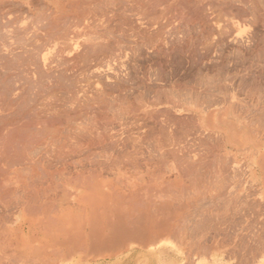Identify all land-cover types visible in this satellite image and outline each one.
<instances>
[{
	"label": "bare ground",
	"instance_id": "6f19581e",
	"mask_svg": "<svg viewBox=\"0 0 264 264\" xmlns=\"http://www.w3.org/2000/svg\"><path fill=\"white\" fill-rule=\"evenodd\" d=\"M226 1H229V0H226ZM243 1L244 2L242 3H245L246 0H243ZM224 3L221 2L222 6ZM259 3H261V1ZM125 4H127V6L128 4H133L132 8L134 10L135 8H137V10H139V8H142L141 10L144 9L145 11L152 12V13L155 9L160 8V12L157 10L159 12V15L156 16L157 19L155 18V20H158L159 18H161V16L163 17V14H165L164 12L167 13L168 11V13L166 14L168 15L170 13L169 8L176 9L178 7L181 9H185L186 12L183 11L185 13L183 14V16L185 15L184 17H186L188 15L187 16L188 18L186 17V19L189 20L190 23L191 22L194 23V20H198L201 23V24L198 23L199 25H201V28H198V29H202L203 32L204 31L206 32L207 37L204 38L205 41L203 40L204 46H206V48H208L207 47L208 44L211 45V42H207L208 40L210 41L214 40L213 42L215 41L223 42L221 40H224V41L225 39L227 40V34L229 35V33L224 34L228 32V30L226 32L223 31L224 30L223 26L225 25H223L222 28L221 26H218V25L216 26L215 22L217 20L212 18L214 15L211 17L212 14L211 13L208 14V9H209L208 7L215 8V6L220 5L219 0H0V264H30L32 261H36L35 263L40 264L41 259L48 253L51 255H54V254L58 255V253L63 251L65 248H67L70 251L74 249L75 250L79 249L83 245L82 242L85 238L86 240H88V238L93 240V238L96 237L98 239L99 237L100 242H98L99 244L98 249L102 251L101 248H104L105 246H109L111 244L115 246H120L129 240H133V239L140 240V238L142 237L143 234H145V232L150 231L151 229L153 230V228H156L155 229L156 231L158 229L159 232L163 236L164 234H166L167 236L174 235L175 236L174 238H176V235L179 234L181 230V227H182L181 222H183L184 219L179 218V216H181L180 215L181 213L183 214L182 212L183 209L186 207H189V205L185 206V204H183L180 201L182 198L178 196L180 198L178 200L177 199L178 197L176 196L177 194L175 193H178V195H180L179 193L181 192L180 196H183L182 195L183 190L178 192V190L175 189L177 191L175 193H174L175 190H173V192L169 191V193L171 192V195H170L168 191L165 192V190L167 189H162L160 186L163 183L165 188H167V185L165 184L168 183L169 180L166 182L164 181L165 182L164 183L163 179H161L160 180L161 182H160L159 180H157L158 177L156 176L155 177H156L157 182L158 181L160 182L159 184H157L159 187H157L155 182L154 184H152L151 181L153 180H150L149 181L150 184L149 183L147 184V181H146L145 185L146 184L147 185L145 189L143 186H140V188L143 187L142 190L144 191L147 189L148 185L150 186L151 184L152 186L155 185L152 190H156L158 192L160 191L159 188H161L162 190L161 192H163V190L165 192V193L163 192V194L161 195L162 197L160 198H163V196H165L166 198L168 196L166 198L167 200L169 199L172 201V199H176L179 201V203L174 205L173 203H176V200H173L172 201L173 203H169L167 202L165 198H163V200H166V201H163V204L161 203L160 206L158 207L156 205L157 204L156 202L155 208L156 210L158 209V214H155V215H158V216H154L153 222L146 226L144 225V228H141L143 227L142 226L143 223H141L138 219L137 221L135 219V221L133 222L130 220L131 219L130 217H129L130 219L124 218L121 221L118 220L119 219L118 216L123 217L122 215L123 213L119 211L120 205L125 206L123 205L122 201L125 200L124 203L126 201L128 203L130 202L129 204L130 206L131 204H133V202L128 201L131 199L124 198L123 196L124 192L122 190L123 183H121L122 182L121 180L123 179L125 175V170H126L125 161L127 158L126 156L129 155V154L128 155L126 154L125 149H126V146L130 145L131 143L129 147H132V150H130V152L133 151L135 154V152H137L135 151V149L137 148V146L141 145L138 142L136 143L135 141H134L135 143L134 142L132 143L133 139L130 137L129 139L132 141L126 139L128 138V136L124 137L126 135L124 133L125 131H127L125 129L126 125L124 123V119H126L124 117L125 112L127 114L126 117H129L135 120L136 118H139L140 114L144 115L145 117H148L150 121L156 123L157 126H160V131H164L167 127L171 128V126H175V124L177 125L178 122L181 124L180 119H179L180 121H178V119L174 118L173 119L175 120V122H173L174 125L173 124L171 125L173 120L169 118V115H168V118H166L167 116L166 114H169L170 112H168L169 111L168 107H167L168 110L163 108V104L164 105L168 104L165 98H164L166 101V102L164 101L165 103L161 101H156L153 105L161 104L163 108L162 110L164 111H160V112L161 113L165 112V114L163 115H166L165 118L167 120H165L164 116H162V114L158 110L155 112L154 111L155 109L150 110L149 107H148L149 109L148 110L146 107L139 109V107L137 108L136 106L130 105L128 101H126V97H125L126 87H123L122 83L114 81L115 79L111 82L109 80V77L107 76V71H108L110 62L120 61L122 58L124 59V57H126L127 54L128 55L131 54L132 56L133 55L135 56L136 51L138 55V52L140 49L138 43L140 42L143 43L144 40L146 41V39H144L143 41H140L141 39L139 38L138 35L139 34L141 35L142 33L139 31V29L137 30L136 27L135 28L138 31L137 32L138 35L136 34L137 35V36L135 35L136 37L132 36L133 39H131V41L134 40V37L136 39L138 37V39L140 40L137 39L131 42L130 40H128V37H129L128 36L125 38L127 40V43H128L127 44L125 43V41L122 40L120 36L119 37L121 39L120 38L116 39L115 37H113L114 35L113 32L114 31L117 32V31L113 30V28H116V27L115 25L113 26L112 24L118 25L117 27L119 29L121 27L120 22L125 21L123 20L124 11L126 10V8L124 10V7L126 6ZM225 5L228 6L227 2L225 3ZM222 6L220 5V7ZM130 7L131 6L129 5V7L127 8H130ZM137 10L135 12L133 11V13H136ZM132 11L130 13H132ZM143 11H141L142 14H143ZM137 13L138 15H141L139 14V12ZM164 17L166 16L164 15ZM187 20L185 21L189 23V21ZM112 26L113 28H111ZM122 28H121V31H122ZM130 28H132V26ZM226 28H227V24H226ZM111 29L113 32H111ZM227 29H229V27ZM220 30L224 32V33L222 32V35L220 34L221 33ZM229 30L231 33V29ZM121 31L120 33H123ZM203 32H201V34L205 35ZM133 33L135 34L136 31H134ZM143 33L145 32L143 31ZM142 36H144V34H142ZM209 36H212V37L217 36V37L211 40L208 38ZM132 37L130 36V38ZM160 40H161L160 37L156 39L151 38L147 40L148 42H145L144 44L147 43L151 46H154L156 45V43L158 44ZM188 40L191 42V40L193 39L190 40V38L188 37ZM128 41L131 42V44H133V47L130 46ZM141 46L144 48V46L146 45L141 44L140 47ZM211 47L213 46L211 45ZM211 47L208 48V51L210 53H212L213 51V50L212 51L210 50ZM255 48L257 50L258 47H255ZM145 49L146 48H144V50ZM204 51H207V50H204ZM201 56L202 55L200 54V57ZM133 63L131 65L136 64V63L134 64ZM117 67H120V66L117 65ZM256 68H260V67L257 66ZM209 83L211 84V82H209L208 80V85H210ZM217 86H220V85H217ZM206 91L207 89L205 90V92ZM213 92L214 90L212 91V93ZM197 93H198L196 95L197 97H199V94L201 96L200 92H197ZM227 100L224 97H219L216 99L212 98V99L207 100L206 102H203L202 105L206 104L204 109H208L210 107H213L215 109L216 113L212 114L213 118H216L217 114L219 113V109L222 110L220 113L221 118H218L217 116V118L219 119L218 120L219 122L218 121L217 123L214 122L211 125V128L209 127L213 133V136L216 135L215 139L220 144V148L222 146V149L225 150L226 148L230 147L231 150L233 148L235 151L241 152V151L249 149L248 147L252 143L250 139V135L253 131L252 127L254 125L252 122L254 118H251V117L252 116L254 117V115L250 117L248 115L249 113L248 111L251 110L250 107L252 105L250 107L248 105V106L239 108L236 104H233L232 102H228ZM173 101H170V102L174 103ZM197 102H198V98L194 99V102L192 103L195 109V118L198 121L203 118V115H200L199 113L201 112L197 111L199 108V104ZM170 106L171 105H169V107ZM239 106L241 105L239 104ZM176 107H178V105ZM256 110L257 108L255 109V111ZM157 114L159 116L161 115L160 117H163L164 120L158 119L160 117ZM223 115L225 116V118H222ZM255 118L257 119L258 124H261L262 122H264V108H261V110L259 109V116H256ZM207 120L209 122L210 119L208 118ZM168 121H170V125L168 124L169 123ZM126 124L128 125V123ZM209 124H211V121L209 122ZM197 126H198L197 127L198 130L203 129L202 128L203 125H201V123H199ZM127 129L129 128L127 127ZM165 131H168V130H165ZM256 131L258 133L260 132L259 127L256 128ZM165 133L167 134L168 132H165ZM130 134L129 136H131ZM160 135H162V133H160ZM168 135H170V133ZM231 136H234L233 139H231ZM167 138L165 137L162 138L164 139L163 144L166 146L165 149L168 146H170L168 145L169 142L168 144L165 143V140L166 142L168 140ZM137 139L138 138H136V140ZM200 139L202 138L199 137L198 139L199 141L205 140V139L204 140L203 139L200 140ZM197 141L196 143H198ZM205 141L203 142V144L206 143ZM151 143L150 145L152 146L153 143L152 144ZM196 143L195 145L198 146ZM207 143L209 145L204 146L205 151L203 152L208 151L204 154H207L209 152H210L209 154H212L213 151L211 150L214 147H217V145L215 144L216 146L213 147L212 145H210V142L207 141ZM159 145H161V143ZM164 145L161 146V148L164 147ZM254 146H255L254 151L257 152L256 154H259L264 149V136L259 142L255 143ZM156 147L154 146L155 149H157ZM206 147L207 148L210 147V150H207ZM199 148L200 147H198V149ZM173 149L171 150L170 148V150L168 149L166 151L167 152L169 151V153L171 152L174 155V157L172 155L174 159L176 156L175 153H177L178 151L175 152ZM188 149H190V147ZM159 150H162V149L159 148ZM199 150L201 151V149ZM163 151H164V148H163ZM201 152L199 153L201 154ZM261 155H259L260 158H261ZM176 157H179V155H177ZM208 157L206 156L204 158L206 159ZM217 157L219 156L217 155ZM131 158H134V157H131ZM135 159L134 160L131 159V161L129 159L130 162L128 161V163L130 164L127 166L128 169L130 165L131 167H134L133 170L139 169V167L137 168V166L141 163L138 161L139 164L137 165V161ZM151 159H148V161ZM198 160L200 161V158ZM202 162L204 163V161ZM180 163H181V160H180ZM180 163L178 162L177 164H180ZM198 163L200 164L201 162H198ZM207 163L209 164L208 166L212 165V163H209V161L204 163V165L205 164L207 165ZM143 164L145 163L143 162ZM184 164L185 166L188 167L189 162H188V165H186L187 164L186 161ZM190 164L192 163L190 162ZM220 165H223V164L221 163ZM193 166L194 165H192V168ZM131 167L129 170H132ZM199 167L198 169L202 168V167L200 168ZM203 167L205 168V166ZM216 168L217 166L215 167L214 170H216ZM156 169H157V166H156ZM187 169L183 171L186 172ZM196 169L195 171L191 170L190 172L194 171L195 173L197 172ZM205 169L207 170V168ZM210 169L213 170L211 167ZM222 169L223 168H221V170ZM149 170L151 171V169ZM150 171H146L147 172L146 175L150 174L151 173ZM134 172L136 174L137 171H134ZM223 172L227 173V171H223ZM179 173L180 171L178 172V174ZM212 173L211 175H215V172L214 174ZM217 173L218 171H216V174ZM139 175H142V174H139ZM211 175H209V177H211ZM151 176L153 177L154 174L153 175L150 174L149 177ZM204 176L203 178L201 176V179L198 178L200 176L198 177L195 176V177H197L198 181L200 180L202 181L205 179L207 180L208 177L206 178ZM197 179L195 181H197ZM208 179L209 181L207 183L209 184V182H211L210 180L213 179V176L211 179L210 178ZM191 180L193 179L191 178ZM213 181L214 183L216 182L215 180ZM170 182L172 183V181ZM164 186L162 185L163 188ZM156 187L159 190H157ZM150 188H148L149 192H150ZM167 193L170 196L174 194V196H172L173 198H171L169 195H166ZM145 194H146V191H145ZM152 194L154 193H151V195L149 193V196L147 194L146 195L142 194L143 196L141 198L140 196L137 197L138 196L137 194H136L137 198L133 196L134 194H132L133 197H131L130 195V198H133V199L140 198L139 200H137L139 203L137 204L134 203L133 205L135 204L136 205L135 206L132 205L133 209H132V206L130 207V209H132L133 211L137 209L138 213H139L138 210H140V212H142L141 213L142 216H144V218L147 217V219H148L147 215L150 216L151 214V216H153L154 214L151 213L153 210L151 209V211H149L150 208L146 209V206L144 205L145 202H143V201H146L147 198H150V196L154 197L155 195V197L157 196L159 197V195L156 196V194H160V193H156L154 195ZM150 199H148V201H150ZM213 199L215 200V198ZM152 200L154 199L152 198ZM152 200L149 202L151 205H152L151 203ZM156 200L158 199L156 198ZM192 203H194V201ZM125 204L127 205V203ZM139 204H140V207H142L141 204H143V207L138 208ZM150 204L149 206H151ZM137 205L138 207H136ZM193 207L195 208L196 206L193 205ZM111 208H116L115 210H118L120 212L119 213L118 211H116V213L118 212V214H121V215H117L118 219L117 221L115 220L117 223L118 221H120L118 224L113 225L114 223L110 221L112 220L109 217V213H110L109 210H111ZM144 208L146 210L145 215H143V211L145 212ZM124 209L122 208L123 211ZM186 210L187 212H189L188 211L189 209L186 208ZM180 211L181 213H179ZM193 211L194 210L192 209V211L190 212L192 213ZM153 213H155V211ZM185 214H183V216L181 217L185 218ZM202 214L200 216H203ZM115 215H113V217H116ZM140 218H143V217H140ZM186 220H187V216H186ZM203 220H205L204 217H203ZM203 220H199V221L202 222ZM224 223L225 222L223 221V224ZM80 224H85L87 226L90 225L89 227L90 233H87V231H85L86 228L84 229L82 228L83 235L80 237L79 240H76V238L79 235V232H82L79 230V227H78L80 226ZM94 225L96 227L93 229ZM237 226L239 225L237 224ZM197 229H199V226L197 227ZM222 229L220 228V231L218 229L217 230L221 232ZM155 230L153 232H155ZM105 232H108V233L110 232V234L112 233L111 234L112 236L110 235V237L112 238V239L110 238L111 240L106 241L104 239L105 237L103 238V236H106ZM215 233H217V231ZM150 234L152 233L150 232ZM155 234L158 235L157 232ZM161 234L160 236H162ZM148 236H151V235H148ZM146 237H144L143 239L146 240ZM60 239H63V240L60 241ZM47 240L53 241V244H55L53 246V249H49L50 243H48ZM58 240L60 242H57ZM85 243L87 244V242Z\"/></svg>",
	"mask_w": 264,
	"mask_h": 264
},
{
	"label": "rangeland",
	"instance_id": "374dc122",
	"mask_svg": "<svg viewBox=\"0 0 264 264\" xmlns=\"http://www.w3.org/2000/svg\"><path fill=\"white\" fill-rule=\"evenodd\" d=\"M260 1H261V3H259ZM260 1L259 0H246L245 3H242V2H244L243 0H229V1L219 0V3L221 6H222L221 2L222 3L227 2L228 6H226L224 3L222 7H220V5H218V6H215V8H213V7H208L209 9L206 8V9H208V14L211 13L212 14L211 17L214 15L212 18L217 20V21L215 20L216 22L214 21L216 23V26L218 25V26H221V28H222V26L225 25V26H223V29H224L223 31L226 32L228 30V32H226V33H224L222 30H220V32H221L220 34L222 35V32H223L224 34L229 33V35H230L229 36L227 34V40L226 39H225V41L221 40L224 43L218 42V41L213 42L214 40L213 41L208 40L207 42H211V45L213 46V47H211V45H209L207 43L209 45V46L207 45V47L212 48V49L210 48L211 51L213 50L212 53H210L208 51V48H206V46H204L203 42L205 41L204 38L207 37V34L205 31L203 32L202 29H198V28H201V25L198 24L200 22L198 20H194V23L191 22L192 23L191 24L190 21L186 19V17L188 15L186 14L187 15L186 17H184L185 15L183 16V14H185L183 12V11H185V9H181L178 7L176 9L175 8H169L170 9L169 10L170 13L168 14L169 16L166 15L168 13V11H167V13L164 12L165 14H163V17H164V15L166 16V17H164V19L161 16V18H159L160 20L159 19L155 20L156 16L159 15L160 8L155 9L154 10L155 12L153 11V13H152V12L145 11L144 9H143L144 10L143 11V10H141L142 8H139V10H137V8H135V10H134L132 8L133 4H128V6H127V4H125L126 6L124 5L125 6L124 10H125V8H126V10L124 11L123 20H125V21L122 20L123 22H120L121 25L120 24L119 25L121 27L119 29L117 27L118 25L112 24L113 26L115 25L116 28H113V26L111 28H113V30L117 31V32H115V31L113 32L111 29V32H113V34H114V35L112 34L113 37H115L116 39H119L121 37L122 40L125 41V43H127V40L125 38L129 36L128 40L131 41V39H133L132 36H135L138 32L137 30L139 29V31L142 34H144V36H146L147 38L142 36V34L141 35L137 34L141 40L138 39V37H137V39L140 41H143L144 39H146V41L144 40L143 43L142 42H140V43L142 45H146L147 47L144 46V48H146L144 50V48L142 46L140 47L141 44L138 43L139 48H140L138 55H137V51H136L135 56L134 55L132 56L131 54H129V55L127 54V56L125 55L126 57H124V59L126 58L125 60L122 58L120 61L110 62L109 68L107 71V76L109 77V80L111 82L115 79L114 81L122 83L123 87H126L125 88V97H126V101H128V103L130 105L136 106L137 108L139 107V109H141L143 107H146L148 109V107H149L150 110L155 109L154 110L155 112L157 110L159 112L164 111V110H162L163 108L167 109V110L169 108L168 112H170V113L166 114L167 116L163 115V114H165V112H163V113L160 112L162 114V116H164V118H165V116H166V118H168V115H169V118L171 120H173L174 118L178 119V121L181 120L180 121L181 124L178 122L177 125L175 124V126H171V128L167 127L165 130H168V131H165V130L160 131V126H157L156 123L150 121L148 119V117H145L144 115L140 114L139 118H136V120H135V119H131L129 117H126L127 114L125 112L124 117L126 119H124V123L126 125L125 129L127 131H125L124 134H126V135L124 137L128 136V138H126L128 140H130L129 137L132 138L133 141L130 140V141H132V143L135 141L136 143L138 142L139 144H141V145L138 144L141 147H139V146H137V148L135 147L136 149H138V150L135 149V151H137L138 154H137V152H135V154L133 151L130 152V150H132V147H129L131 145V143H130V145L126 146L125 151H126V154L127 155L129 154V155L126 156L127 158L125 157L126 161H127V162L125 161V163H126L125 168H126V170L128 169L127 166L130 164V163H128L129 159L131 161V159L134 160L135 157H136L135 160L137 161V165L139 164V162L141 164H139L137 166V168L139 167V169L135 168L136 170H133L134 167H131V165H130L129 169L131 167L132 170H129V169L127 171L125 170V175H124L125 179L122 176L124 181L121 178L122 179L121 183H123L122 184V186H123L122 190L124 192L123 196L125 199L126 198L131 199V200H128V199L127 200L133 202V204L134 203L137 204V203H139L137 200H139L143 195L147 194L149 196V193H150V195H151V193H154V194L160 193V194H156V196L159 195V197L158 196L155 197V195L152 194V195H154V197L150 196L151 199L150 198L146 199V197H145L147 202L143 201V202L147 203V204L144 203V205L146 206V209L150 208L149 211H151V209L153 210L151 213L154 215L153 216H151V214H150V216L147 215L148 219H147V217L144 218V216H142V214H141L142 212H140V210H138L140 213L139 214L135 207L134 208L136 210H134V211L132 210L133 206H135L136 204L135 205L131 204V206L132 205L133 206H132V209H130V207H131L129 205L130 202L128 203L126 201L125 202V203H127V205H126L124 203L125 200L123 198L124 201H122V203L125 206H122V205H120L121 207L119 206V208H120L119 211L123 213L122 214L123 217L118 216V218H119L118 219L117 215H121V214H118L119 211L115 210L116 208H111V210L114 212L109 210V212H110L109 217L112 219L110 221H112L114 223L113 225H115V224H118L122 219L130 217L131 219L130 218L129 219L132 222L135 221V219H136V221L138 219L141 223H143L142 224L143 227H141V228H144V225L146 226V225L152 223L154 220V216H158V215H155V214H158V209L156 210L155 203L157 202L156 205L159 207L160 204L161 203L163 204V201H166L167 200L166 198L168 197L167 196L165 198V196H163V198H165L166 200H163V198H160V197H162L161 195L164 192V190H163V192H161L162 191L161 188L167 189V190H165V192L168 191V193H169V191L173 192V190H175V189L178 190V192L183 190L182 191L183 196H180L181 192L179 193L180 195H178V193H175V192H177L176 190L174 191V193L177 194L176 195L177 197L179 196L183 199V200L181 199L180 201L183 204H185V206L189 205V207H186L187 209H189L188 210L189 212H187L186 208L183 209V211H182L183 214H185V213L187 214V215L185 214V218L181 217V216H183V214L181 213V211L179 212V213H181L180 214L181 216H179V218L184 219L185 221L184 220H183V222L180 221L182 224V227H181L179 234L176 235L177 239L174 238L175 237L174 235H168L167 236L166 234H164V236H163L159 232L158 229L156 231L155 230L156 228H153V230L151 229L152 231L150 230V231L145 232V234L147 233L148 235H151V236H148L147 234L146 235L143 234L142 237L140 238V240L139 239L129 240L120 246H115V245L111 244L109 246H105L104 248H101L102 251H100V249H98L99 248L98 242H100L99 237H98V239L95 237V238H93V240L89 239V238H88V240H86V238H85L82 242L83 245L81 244L82 245L81 247L84 246L83 248L80 247L81 249L80 248L76 249V250L74 249L72 251L65 248L63 251L58 253V255H55V254L51 255L48 253V254H46L47 257L45 255L43 257L44 259L43 258L41 259L40 264H44V263L45 264H264V156H263L264 155V149L259 154H256L257 152L254 151L255 150L254 144L259 142L262 139V137L264 136V122H262L261 124H258L257 119L255 118L256 116H259V109L261 110V108H264V103H263L264 102V56H263L264 55V41H263L264 40V24H263L264 23V1L263 0H260ZM126 3H128V2H126ZM254 3H256V4H254ZM129 5L131 6L130 8H132L134 12L137 10V12H139V14H141V15H138L137 12L133 13L132 9L127 8V7H129ZM232 6H233V8H232ZM129 9L132 11L133 14L130 13L131 11ZM141 11H143V14ZM156 11L158 12V14ZM127 12H129V13H127ZM221 13H223V14H221ZM248 14H250V15H248ZM132 15L134 16V18ZM147 16H148V18H147ZM220 16H221V18H220ZM259 16L261 19L259 18ZM124 17H125V19H124ZM128 17L131 19H129ZM145 17H146V19H145ZM127 20H129V21H127ZM185 20L189 21V23L191 25L188 22H186ZM123 23H124V25H123ZM226 24H227V28L229 27V29H231V33H230V30L226 28ZM129 26L130 27L132 26V28H130ZM135 27L137 28V30ZM235 27H236V29H235ZM121 28H122V31H121ZM131 29H133V30H131ZM145 29H146V31H145ZM173 29L175 32L173 31ZM120 31L123 33H120ZM134 31H136L135 34L133 33ZM143 31L145 33H143ZM187 31H188V33H187ZM201 32H203L205 35L201 34ZM232 32H234V33H232ZM116 33L118 34V36ZM167 33H168V35H167ZM179 33H181V34H179ZM184 34H185V36H184ZM161 35H163V36H161ZM130 36L132 38H130ZM140 36H142V37H140ZM135 37H134V40H137ZM158 37H160L162 42L160 40L159 43L158 44L156 43V45H154V46H151L147 43L144 44L145 42H148L147 40H149L151 38L156 39ZM188 37L190 38V40L191 39H193V40H191V42H190L188 40ZM200 37H202V38H200ZM216 37L217 36H213V37L209 36L208 38L212 40L213 38H216ZM194 38H196V39H194ZM134 40H132V41H134ZM167 40L170 42H168ZM178 40H180V41H178ZM131 42H129V44H130V46L133 47V44H131ZM255 47H258L257 50ZM204 48H206V49H204ZM238 49H239V51H238ZM204 50H207L208 52L204 51ZM168 51H169V53H168ZM173 51L176 53H174ZM180 52H182V53H180ZM200 54L202 55L201 57H200ZM204 54H206V55H204ZM203 56L205 59L203 58ZM191 57H192V59H191ZM132 59H133V61H132ZM244 59H245V61H244ZM240 60H242V61H240ZM121 61H123V62H121ZM133 62L136 64H134ZM132 63L134 65H131ZM117 65L120 67H117ZM130 65H131V67L132 66L133 67L131 68ZM257 66L260 68H256ZM258 69L259 70L261 69V70L259 71ZM208 80H209V82H211L212 85L210 83H209L210 85H208ZM228 80H229V82H228ZM199 83H200V85H199ZM202 83H203V85H202ZM213 84H215V85H213ZM216 84L220 85V86H217ZM208 86H210V87H208ZM206 89H207V91L205 92ZM213 90H214V92L212 93ZM210 91H211V93H210ZM197 92H200L201 96L199 94V97H197L196 96L198 94ZM219 97H224L226 100L229 99V100H227L228 102H232L233 104H236L239 108L245 107L248 105L250 107L252 105L250 107L251 110L248 108L250 111H248L246 109L249 112L248 113L249 117L254 115V117L253 116L251 117V118H254L253 122H252L254 126L252 127L253 131L250 135V139L252 142L248 147L250 150L247 149V150L240 152V151H235L233 148L231 150L230 147L226 148L225 150L222 149V146L220 148V144L215 139L216 135L213 136V133H212L210 128L214 122L217 123V121L219 120L218 118H221L220 113L222 110L219 109V113L217 114L218 118H217V116H216V118H213L212 114L216 113L215 109L213 107H210L208 109H204L206 104L202 105L203 102H206L209 99H212V98L216 99ZM164 98L167 100L168 104L167 105L163 104V108H162L161 104L160 105H153L156 101L164 102L165 101ZM196 98H198L197 103L199 104V108L197 111H200L201 113H199V114L203 115V118L201 120H198V121L195 118V109H194V105L192 103V102H194V99H196ZM154 99H155V101H154ZM161 99H163V100H161ZM171 99H173L174 101ZM170 101H173L174 103H171ZM145 102H146V104H145ZM151 102H153V103H151ZM175 102H177V103L179 102V103L177 104ZM127 104H125V105H127ZM142 104H144V105H142ZM239 104L241 106H239ZM169 105H171L170 106L171 109H170ZM177 105H178V107H176ZM256 108L258 111L257 110L255 111ZM141 116H143V117H141ZM144 118H146V119H144ZM164 118L160 117L158 119L164 120ZM166 118H165V120H167ZM208 118L210 119L209 122L211 121V124H209V122L207 120ZM222 118H225V116L223 115ZM251 118H249V119H251ZM168 122H169L168 124L170 125V121H168ZM173 122H175V120L172 121L171 125L172 124L174 125ZM207 122L210 126L207 124ZM126 123H128V125ZM153 123H154V125H153ZM199 123H201V125H203L202 126L203 129H201V130L200 129L198 130V128H197L198 127L197 125ZM127 127L129 129H127ZM257 127H259V130H260L259 133L256 131ZM153 129H154V131H153ZM172 130H173V132H172ZM197 130H198V132H197ZM202 130H203V132H202ZM158 131L160 133H162V135H160V133ZM165 132H168V133L166 134ZM169 133H170V135H168ZM129 134L131 136H129ZM210 134H212V135H210ZM141 137H143V138H141ZM164 137L165 138L168 137L167 138L168 140H167V142L165 140V143L168 144V142H169L168 145H170L166 149H165L166 146L163 144L164 139H162ZM169 137H170V139H169ZM199 137L202 138L203 140L205 139L206 141L205 140L204 141L206 143H207V141L210 142V145H212L213 147L217 145V147H214L213 149L211 147V149H212L211 151H213L212 154H209L210 152L207 153L209 155L204 154V153L208 152V151L203 152V151H205L204 146H208L209 144L208 143L207 144L205 143L206 145L203 144L204 141H199L198 140ZM233 137L234 136H231V139H233ZM136 138H138V139L136 140ZM195 139H196V141L198 140L197 141L198 143H196ZM202 139H200V140H202ZM153 141H155V142H153ZM129 142H127V143H129ZM150 143L152 144V146L150 145ZM160 143H161V145H159ZM195 143L198 146H196ZM154 144H156L157 147ZM190 144H192V145H190ZM163 145H164V147L161 148V146H163ZM154 146L157 149H155ZM189 147H190V149H188ZM198 147H200L199 149H201V151L203 153L198 149ZM153 148H154V150H153ZM159 148L162 150H159ZM163 148H164V151H163ZM170 148H171V150L174 148L173 150L175 152L178 151L177 153L174 152L176 156L179 155V157L175 156L176 159L178 158L177 161L175 158H174L175 160L173 159L174 155L171 152L169 153V151L168 152L166 151L168 149L170 150ZM193 148H195V149H193ZM196 149H197V151H196ZM206 149L210 150V147H208V148L206 147ZM221 149L224 151H222ZM199 152H201V154ZM197 153H199V154H197ZM213 154L215 155L216 158L214 157ZM261 154H263V155H261ZM172 155H173V157H172ZM217 155L219 157H217ZM259 155H261V158ZM188 156H189V158H188ZM200 156H202V157H200ZM206 156L207 157L209 156V157L205 159L204 157H206ZM131 157H134V158H131ZM196 157L198 159L200 158V161ZM125 158H124V160H125ZM203 158H204V160H203ZM148 159H151V160H149L150 162L148 161ZM188 159L189 160L191 159V160L189 161ZM180 160H181V163H183V162L185 163V161H186L187 162L186 165H188V162H189V165H188L189 168L187 166H185L184 163H183L184 165L181 164ZM205 160L209 161V163H212V165L210 164L211 166H208L209 165L208 163H207V165L206 164L204 165V163L207 162ZM214 160H215V162H214ZM145 161H147V162H145ZM174 161H175V163H174ZM202 161H204V163ZM143 162L145 164H143ZM178 162L181 164V166H180V164H177ZM190 162L192 164H190ZM195 162H197V163H195ZM198 162H201V163L199 164ZM219 162H221L224 166L220 165L221 163H219ZM202 163H203V165H202ZM154 164L157 166V169H156V166ZM158 165H160L161 167ZM192 165H194L193 168H192ZM195 165H197L198 167L200 166L202 168L199 167L200 169H198V167ZM226 165H228V166H226ZM203 166H205V168H207V170ZM216 166H217V168H216V170H214ZM210 167L213 170H211ZM148 168L151 169V171ZM194 168L197 171L195 173H194V171H195ZM221 168H223L222 169L223 171H227V173L223 172L221 170ZM180 169H182V170H180ZM185 169H187L186 170L187 173L184 172ZM138 170L140 173L138 172ZM191 170H194V171L190 172ZM203 170H205V171H203ZM134 171L138 172V173L136 172L137 175L135 174ZM146 171H150L151 173L150 172H148V173H150L151 175L154 174V176L149 177L150 174L146 175V173H147ZM179 171L181 173V174L179 173L180 175L178 174ZM216 171H218L217 174H216ZM143 172H145V173H143ZM214 172H215V175H211V173L214 174ZM219 172L222 174H220ZM205 173H206V175H205ZM139 174H142V175H139ZM144 174H145V176H144ZM209 175H211V177H209ZM137 176H139V177H137ZM146 176L148 177V179ZM155 176L160 178V179L157 178V180H159V181L161 179H163V182L164 181L166 182L169 180L168 183L170 185L168 183H166L165 185H167V188H165L164 184L162 183L164 188L162 187V185H160L161 186V188H159L160 191L157 192L156 190H152L153 187L155 186V185L152 186V184H154V182L156 183V185L161 182V181L157 182ZM195 176H197V177L200 176V177H198L199 179H201V176H202V178L204 176V177H206V178L208 177L210 179L213 176V179L210 180L211 182H209V184H208L207 183L209 181L208 178H207V180L204 178L205 180H202V181L200 180L201 181L200 182V181H198L197 177H195ZM151 178H153V179H151ZM191 178L194 181L191 180ZM196 179H197V181H195ZM150 180H153V181H151V183H152L151 186L148 185L152 188L147 186V189L150 188V192H149V189H148V191H147V189L143 191L142 190L143 187L145 189L146 185L149 183ZM213 180H215L216 182L214 183ZM146 181H147V184L145 185ZM170 181H172V183ZM191 181H193V182H191ZM198 182H200V183H198ZM211 183H213V184H211ZM140 186H143V187L140 188ZM157 187H159V186L157 185ZM168 187L172 190H170ZM156 188H154V189H156ZM159 189L157 188V190H159ZM140 190H142V191H140ZM145 191H146V194H145ZM142 192H144V193H142ZM168 193L166 195H169V194L171 195V192L169 194ZM132 194H134L133 195L134 197H136V194H137L138 195L137 197L140 196V198L139 199H136L137 197L134 199L130 198V195H131V197H133ZM172 196H174V194ZM172 196H170V197L173 198ZM179 197L177 198L178 200L180 199ZM152 198L155 201L152 200ZM156 198L158 200H156ZM213 198H215V200ZM148 199H150V201L152 200V202H151L152 205L149 203L150 201H148ZM143 200H144V198H143ZM173 200H176V199H172V201ZM178 200H176V203H173L171 200L168 199L167 202L173 203L175 205V204L179 203ZM158 201H160V202H158ZM191 201L192 202L194 201V203H192ZM186 202H188L190 204H188ZM140 203H142V202H140ZM148 203L151 206H149ZM191 203L196 207L194 208ZM141 206L143 207V204H141ZM152 206H153V208H152ZM136 207H138V205ZM142 207H140V204H139L138 208H142ZM205 207L208 209H206ZM119 208H117V209H119ZM122 208L123 209L125 208L124 211L122 210ZM191 208L194 210L192 213L190 212V211H192ZM144 210H145V208H144ZM211 210H212V212H211ZM116 211H118V212L116 213ZM126 211H128V212H126ZM154 211H155V213H153ZM216 211H217V213H216ZM115 213H116V215H115ZM129 213H131V214H129ZM197 213H199V214H197ZM125 214L127 217L125 216ZM145 214H146V210H145V212L143 211V215H145ZM201 214L203 216H200ZM209 214L211 217L209 216ZM113 215H115L116 217H113ZM186 216H187L188 222L186 220ZM140 217H143V218H140ZM149 217H151L152 219ZM203 217L205 220H203ZM216 218H218V219H216ZM117 219L120 220V221H118V223L116 222ZM222 219H224V220H222ZM199 220H203V221L201 222ZM229 220H230V222H229ZM223 221L225 222L224 224H223ZM190 223H192V224H190ZM236 223L239 226H237ZM197 225L199 226V229H197V227H198ZM219 226L221 229L223 228L221 230V232H219L220 231ZM78 227H79L80 231H82L84 228H86L85 231H87V233H90L89 232L90 231V228H89L90 225L87 226L85 224H80V226H78ZM91 227H93V226H91ZM95 227L96 226L94 225L93 229ZM210 228H211V230H210ZM213 228H215V229H213ZM154 230H155V232H153ZM215 230L217 231V233H215L216 232ZM110 232L109 233L105 232L106 236H103V238L105 237L104 239L106 241L112 239L110 237V235L112 233L110 234ZM150 232L152 234H150ZM156 232H157V234L160 233L163 237L160 236V234L156 235L155 234ZM82 233H83V231L79 232V235L76 238V240L80 239V237L83 235ZM208 233H210V234H208ZM219 233H221V234H219ZM154 234H155V236H154ZM205 234H207V235H205ZM144 237H146V240L143 239ZM169 237H170V239H169ZM212 238H214V239H212ZM164 239H166V240H164ZM62 240L63 239H60V241H62ZM47 241H48V243H50L49 249H53V246L55 245V244H53V241H51V240H47ZM60 241L58 240L57 242H60ZM85 242H87V244ZM250 244H251V246H250ZM97 249H98V251H97ZM35 262L36 261H32L30 264H37Z\"/></svg>",
	"mask_w": 264,
	"mask_h": 264
}]
</instances>
